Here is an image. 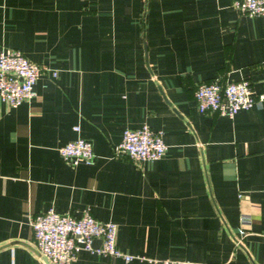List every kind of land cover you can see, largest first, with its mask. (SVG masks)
Segmentation results:
<instances>
[{
    "label": "crops",
    "instance_id": "crops-1",
    "mask_svg": "<svg viewBox=\"0 0 264 264\" xmlns=\"http://www.w3.org/2000/svg\"><path fill=\"white\" fill-rule=\"evenodd\" d=\"M233 1L0 0V52L43 67L32 99H0V264H49L31 218L50 207L117 222L122 251L144 256L83 249L72 264H264V99L229 116L199 111L195 95L215 77L264 94V15ZM144 124L166 153L114 156ZM79 136L94 163L62 156ZM242 212L252 223L237 245Z\"/></svg>",
    "mask_w": 264,
    "mask_h": 264
},
{
    "label": "built area",
    "instance_id": "built-area-1",
    "mask_svg": "<svg viewBox=\"0 0 264 264\" xmlns=\"http://www.w3.org/2000/svg\"><path fill=\"white\" fill-rule=\"evenodd\" d=\"M233 5L250 15H264V0H234ZM43 67L31 60L17 48L0 52V99L17 106L36 95L35 84L42 74ZM56 74V73H55ZM199 111H217L234 116L241 109L259 105L264 94L257 95L248 79L224 81L222 77L201 82L196 91ZM79 130L80 127L76 126ZM168 144L162 130L144 124L140 127H127L122 140L116 145L114 156L129 157L135 161L155 160L167 151ZM62 156L72 164L82 161L94 163L97 153L92 141L81 136L60 146ZM240 235L237 245L243 243L249 233L252 217L249 213L240 215ZM35 244L49 264H72L81 250L93 253L122 256L126 260L144 256L125 253L117 242L118 223L98 219L90 208L80 216L58 212L54 207L37 213L31 218ZM100 239L99 245L94 240ZM159 264H188L182 259L164 258Z\"/></svg>",
    "mask_w": 264,
    "mask_h": 264
}]
</instances>
